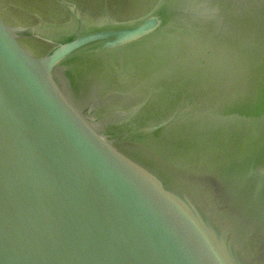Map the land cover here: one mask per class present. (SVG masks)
Masks as SVG:
<instances>
[{
  "label": "water",
  "instance_id": "obj_1",
  "mask_svg": "<svg viewBox=\"0 0 264 264\" xmlns=\"http://www.w3.org/2000/svg\"><path fill=\"white\" fill-rule=\"evenodd\" d=\"M55 1L0 12V264H264V0Z\"/></svg>",
  "mask_w": 264,
  "mask_h": 264
},
{
  "label": "flooded vegetation",
  "instance_id": "obj_2",
  "mask_svg": "<svg viewBox=\"0 0 264 264\" xmlns=\"http://www.w3.org/2000/svg\"><path fill=\"white\" fill-rule=\"evenodd\" d=\"M31 6L19 5L21 7L9 6L10 10L24 19H18L21 25H38V20L45 24L61 26L73 20L72 15L67 12L55 0H30ZM74 5L76 12L83 20L96 21L106 14L119 21L124 13L135 16L148 8L152 0H63ZM16 3V2H15ZM70 9V8H69ZM122 9V10H121ZM71 10V9H70ZM122 12H121V11ZM106 11V13H105ZM121 12V13H120ZM125 15V14H124ZM17 20V19H16Z\"/></svg>",
  "mask_w": 264,
  "mask_h": 264
},
{
  "label": "rangeland",
  "instance_id": "obj_3",
  "mask_svg": "<svg viewBox=\"0 0 264 264\" xmlns=\"http://www.w3.org/2000/svg\"><path fill=\"white\" fill-rule=\"evenodd\" d=\"M7 4L10 6H15V7L21 8V7L17 6V4L31 6V1L30 0H0V12H1V14L4 16V18L8 22L18 24V23H20V21L18 19H24V18L17 15V14H14L10 10L11 8H9V6Z\"/></svg>",
  "mask_w": 264,
  "mask_h": 264
}]
</instances>
